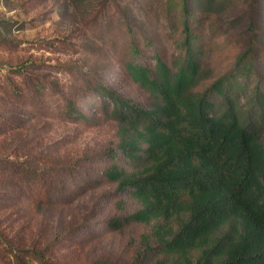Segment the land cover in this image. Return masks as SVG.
Returning a JSON list of instances; mask_svg holds the SVG:
<instances>
[{"label":"rangeland","instance_id":"374dc122","mask_svg":"<svg viewBox=\"0 0 264 264\" xmlns=\"http://www.w3.org/2000/svg\"><path fill=\"white\" fill-rule=\"evenodd\" d=\"M180 1L0 0V264H179L156 221L130 220L140 203L105 176L119 130L96 87L153 106L125 63L158 57L176 70ZM185 1L206 75L195 90L233 72L251 23L256 68L242 81L246 97L264 91V0Z\"/></svg>","mask_w":264,"mask_h":264},{"label":"trees","instance_id":"16d2710c","mask_svg":"<svg viewBox=\"0 0 264 264\" xmlns=\"http://www.w3.org/2000/svg\"><path fill=\"white\" fill-rule=\"evenodd\" d=\"M180 4L183 39L176 70L158 57L152 68L125 63L131 82L153 97L151 108L108 86L96 87L113 106L119 130L105 176L140 203L130 220L156 221L152 233L179 264H264V91L256 85L246 97L242 81L255 73L257 35L250 23L248 48L233 72L198 92L206 75L186 1ZM161 220H175L177 227L164 228Z\"/></svg>","mask_w":264,"mask_h":264}]
</instances>
